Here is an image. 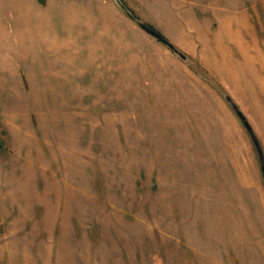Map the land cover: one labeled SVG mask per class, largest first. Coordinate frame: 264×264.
<instances>
[{
  "label": "rangeland",
  "instance_id": "374dc122",
  "mask_svg": "<svg viewBox=\"0 0 264 264\" xmlns=\"http://www.w3.org/2000/svg\"><path fill=\"white\" fill-rule=\"evenodd\" d=\"M0 264H264V0H0Z\"/></svg>",
  "mask_w": 264,
  "mask_h": 264
}]
</instances>
